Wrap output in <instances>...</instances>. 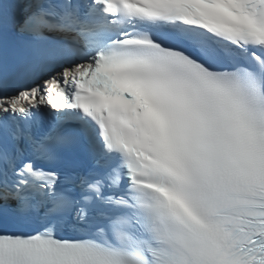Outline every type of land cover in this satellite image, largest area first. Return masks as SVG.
<instances>
[{
    "label": "snow or ice",
    "instance_id": "obj_1",
    "mask_svg": "<svg viewBox=\"0 0 264 264\" xmlns=\"http://www.w3.org/2000/svg\"><path fill=\"white\" fill-rule=\"evenodd\" d=\"M0 264H264V0H0Z\"/></svg>",
    "mask_w": 264,
    "mask_h": 264
}]
</instances>
